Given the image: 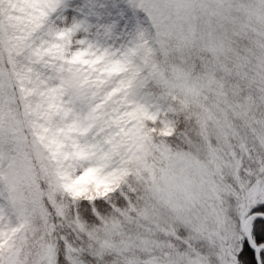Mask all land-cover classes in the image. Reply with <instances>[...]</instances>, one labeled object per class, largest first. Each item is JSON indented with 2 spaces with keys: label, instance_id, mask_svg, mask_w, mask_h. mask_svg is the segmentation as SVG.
<instances>
[{
  "label": "snow or ice",
  "instance_id": "obj_1",
  "mask_svg": "<svg viewBox=\"0 0 264 264\" xmlns=\"http://www.w3.org/2000/svg\"><path fill=\"white\" fill-rule=\"evenodd\" d=\"M0 264H264V0H0Z\"/></svg>",
  "mask_w": 264,
  "mask_h": 264
}]
</instances>
